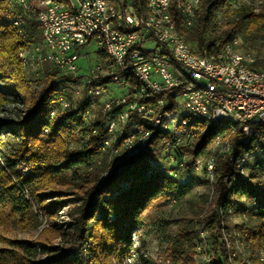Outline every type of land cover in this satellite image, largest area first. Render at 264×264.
I'll use <instances>...</instances> for the list:
<instances>
[{
  "label": "trees",
  "instance_id": "obj_1",
  "mask_svg": "<svg viewBox=\"0 0 264 264\" xmlns=\"http://www.w3.org/2000/svg\"><path fill=\"white\" fill-rule=\"evenodd\" d=\"M138 1L147 0H134ZM199 1L196 20L186 27L173 9L177 0H171L177 31L193 52L216 55L236 36L247 49L258 42L264 45V5L257 12L252 5L255 0ZM15 13L27 23L25 40L7 22ZM36 46L43 47L36 15L10 0H0V106L10 103L22 109L15 120L0 123V211L25 224L39 225L30 213L33 205L48 220L62 208L70 210L65 230L51 224V231H60L59 245H49L46 235L35 242L7 240L0 248V264L122 261L134 248L135 232L146 229L165 204L179 206L190 194V185L177 180L180 170L166 160L165 146L175 138L158 131L144 149L125 161L120 159L121 152L103 149L107 136L100 120V99L78 100L74 94L82 77L37 61ZM20 49H32L34 60L44 68L33 87L18 57ZM63 101L68 103L66 108ZM86 113L88 119H84ZM189 124L198 132L191 145L180 147L176 155L188 152L194 159L208 157L221 129L199 120ZM258 141L259 137L254 138L242 151L253 150ZM21 165L30 172L21 175L17 170ZM214 175L211 182L206 178L211 194L201 220L208 232L211 257L207 264H264V147L241 169L226 156L220 157ZM50 195L55 200L48 202ZM196 219V215L183 219L167 241L170 264H196L195 241L201 242ZM244 251L247 260H241Z\"/></svg>",
  "mask_w": 264,
  "mask_h": 264
},
{
  "label": "built area",
  "instance_id": "obj_2",
  "mask_svg": "<svg viewBox=\"0 0 264 264\" xmlns=\"http://www.w3.org/2000/svg\"><path fill=\"white\" fill-rule=\"evenodd\" d=\"M10 2L36 15L43 43V47L34 48L36 60L45 59L61 73L78 78L80 68L76 51L92 45L99 49L95 67L82 77V85L74 95L78 100L100 99V120L105 121L107 136L104 142L111 151H119L120 145L129 144L128 157L124 161L148 144V135H143L142 143L132 144L133 135L140 134L136 119L144 118L149 123L148 134H151L158 115H165V108H172V115H165L167 127L164 131H169L175 142L167 144L164 152L168 166L175 165L178 170L195 166L196 172L199 163V158H192L188 152H182L179 158L176 155L180 147H189L186 138L191 136L176 125V116H182V111L209 117L211 123L239 120L242 139L257 133L258 142H262L264 78L242 69L248 84L237 85L225 68L222 50L211 56L206 51L189 55L190 46L184 39L151 34L152 24L139 18L134 0H128V10L120 9V0H72V4L62 0ZM169 2L171 0H151L149 4L168 19ZM179 3L187 4L184 26L191 27L199 9L197 0H177V14ZM13 16L22 18L19 29L25 40L27 23L20 14ZM107 46L117 48L116 58H108ZM46 48H54L53 60H46ZM110 66H119V73H110ZM137 79H144V88H137ZM200 82H210L211 91H200ZM87 83H95V90H87ZM110 87L123 92L117 96ZM62 106L68 103L63 101ZM89 117L86 113L84 119ZM119 117L127 118L125 131L117 129ZM111 137H118L119 145H112ZM235 149L240 146L236 144Z\"/></svg>",
  "mask_w": 264,
  "mask_h": 264
},
{
  "label": "rangeland",
  "instance_id": "obj_3",
  "mask_svg": "<svg viewBox=\"0 0 264 264\" xmlns=\"http://www.w3.org/2000/svg\"><path fill=\"white\" fill-rule=\"evenodd\" d=\"M252 5L256 8V11L258 12L260 11L261 6L264 5V0H255L252 3ZM14 17L16 16L12 15L7 19V22L9 23L11 28L12 26L10 24V21ZM236 38H233V40L236 41V45L239 44V48L238 46H236V50L239 53L251 54L257 57L264 56V45L260 44V42L256 43L254 46L248 47L249 49H247L245 46H243L242 41H240L237 36ZM32 52H33L32 49L30 50L20 49L18 50L17 54L18 57L22 60L23 65L25 66L26 77L27 79H29V81L31 82V86L33 87L36 85L39 79L42 78L44 73L43 72L44 68L34 60V56ZM98 52L99 49L94 45L84 47L80 49L78 52L76 51L79 57V61L77 62V65L80 68V72L78 74L79 77L87 76L90 73V71L95 67L99 58ZM0 87H2L1 83H0ZM110 91H113V94L117 96L121 95L123 92L121 89H118L117 87H110ZM21 111L22 109L20 108V106L12 105L10 103H6L4 106H0V123L15 120L16 117L21 114ZM115 141L116 138L112 137L111 144L112 143L114 144ZM218 153H219V149L217 148L216 145H213L211 154L208 156L209 158L208 157H205L206 159L199 158V160L203 162V163L201 162V165L203 167H201L200 165L201 169L199 168L198 170H196V172H188L186 170L177 171L176 173L177 180L181 183H186L190 185L191 190L189 196L186 198V201L182 202L179 206H175L171 202L165 204L162 208V212L160 213V215H158L157 218L151 224H149V226L146 229H144L143 231L135 232L133 234L134 236L132 240H134L133 243L135 249H133L132 252H127L122 261L114 260L113 264H126L125 258L126 256L128 257L130 255L133 256V259L135 257L134 259L135 264H140V263L143 264V261H148L151 264H170V261L167 260L168 259L166 252L168 247L167 241L170 240L172 237H174L176 230L182 224L183 219H187L188 217H191L193 215H196L197 217V219L194 222V226L200 222L197 228V237L199 235V231L201 230H202L201 232L207 231L203 222L201 221L205 214L204 209L209 205V198H210L209 195L211 194V192L208 190L206 186V178L210 182L214 179L215 175L213 171L215 169V166L212 171L214 176L211 178V176L204 170V164L206 165V162L211 160L212 158L215 160V165L219 157H223L227 155L228 157L227 156L226 157L228 158L227 159L228 161L230 158L229 154L222 153L220 154V156H218ZM231 164L234 165L233 163ZM17 170L21 175H25L30 172V169L28 168L27 165H21L18 167ZM188 170L194 171L189 166H188ZM201 172H205L206 178ZM206 195H208V198L205 201ZM54 200H55L54 195H50L48 202ZM69 210L70 208L68 207L62 208L57 212V214L52 219L48 220L42 215L41 211H39L37 206L33 205L30 213L34 218H37L41 222L39 225L25 224L24 222H20L17 219V217L12 218L8 215L7 212L0 211V248L4 247L7 240L10 241L25 240V241L35 242L40 239H44L43 237L45 235L48 236L50 239L49 245H51L52 247L59 245L61 238H59V236L57 235L60 233V231L55 229H53L54 231H51L52 229L51 224L55 223L56 225H58L57 227L59 229L65 230L64 224H66L68 221L67 214ZM197 239L195 241L196 247L194 250L195 251L194 262L196 261V264H201L204 257H206V259L210 261L211 255L209 253L208 241H206L207 248H205L208 257L204 256L206 254L202 255L203 256L202 257L198 250L199 244ZM224 239H226L227 241L226 243L229 246V242L227 238L224 237ZM201 245L205 246L204 243H201ZM261 254H262L261 257H264V251H262ZM45 258L46 257H42V259ZM241 258H242L241 260H247L248 254L245 253L244 251V256Z\"/></svg>",
  "mask_w": 264,
  "mask_h": 264
},
{
  "label": "bare ground",
  "instance_id": "obj_4",
  "mask_svg": "<svg viewBox=\"0 0 264 264\" xmlns=\"http://www.w3.org/2000/svg\"><path fill=\"white\" fill-rule=\"evenodd\" d=\"M149 1L151 0H147L146 3L144 4L138 1L136 3V11L139 14V18L142 21L151 22L152 24L150 25L151 34H157L162 37L174 36L177 39H184L177 31L176 21L172 12L173 10H172L171 2H169V15L167 19L165 17V14L157 10L154 5L149 4ZM62 2L65 4H72V0H62ZM197 4L199 6L200 4L199 0H197ZM120 9L128 10V0H120ZM173 9L177 13L176 4ZM186 15H187V4L179 3L178 17L181 18L183 25L186 19ZM196 17H197V13L195 14V20ZM194 22L195 21H193V23ZM10 23L13 29L16 31L19 38L22 39V32L19 29L22 27V18L14 17L10 21ZM26 29L27 27H25V37H26ZM107 54H108V58H116L117 48L115 46H107ZM189 55H197V53H195V51L193 52L192 48H189ZM53 59H54V48H46V60H53ZM222 59L225 60V68L228 69V73L231 75L233 81L237 85L248 84V77L244 76L242 69H245L249 72H253L255 74H259V76L264 78V56L257 57L251 54L239 53L236 50V41L233 39H231V41L227 45H225V47L222 49ZM38 60H40L41 62H45V59H38ZM239 65H242V67H240ZM110 73H119V66H110ZM137 88H144V79H137ZM87 90H95V83H87ZM200 91H211V83L200 82ZM62 107L66 108L67 106H62ZM165 115H172V108H165ZM165 115H158V121H155V130L151 134H148L149 123L146 122L144 118H137L136 127L140 131V134L133 135L132 144L142 143L143 135H148V141H149L152 135L158 131L169 133V131H164V129L167 127V119H165ZM190 120L203 121L207 125H214L217 126L219 129H221L222 133L218 135V137L215 139L214 142V145H216L217 148L219 149L218 156H220V154L222 153L229 154L230 156L229 161L233 163L237 169H241L250 159H252L259 153L261 147H264V134H262V142H258L257 146L253 150H250L249 152L242 151V147L250 143L254 138L259 137V134L250 133L246 138L242 139V123L239 120H218L214 123H211L209 117L196 116V112L194 111H182V116H176V125L180 126L182 128V131H184L187 135H191L189 138H186V145L190 146V143H192L198 132L197 128L190 126L189 124ZM101 122L103 127L105 128V121L101 120ZM125 126H127V118L119 117V120H117L118 131H125ZM115 138L116 141L114 142V144L119 145V138L118 137ZM236 144L237 146H240V149L234 150ZM106 148H108V143L104 142L103 149ZM128 151H129V144L120 145L119 152H121L120 154L121 160H124L125 158L128 157ZM201 162L202 161L199 160V163L196 164V170L200 168ZM214 166H215V160L213 158L207 161L206 165L204 164V170L211 176V178L214 176L213 175ZM189 167L195 171V166H189ZM201 167L203 166L201 165ZM227 180L228 178L225 179V181ZM206 235H207L206 231L201 232L200 236L198 235L201 241L198 242L199 244L198 250L201 256L206 254L205 251V248H207ZM201 243H204L205 246H202ZM204 256H207V254ZM134 259L132 255L128 256L125 259L126 264H135ZM208 262L209 260L206 259V257H204L201 264H207Z\"/></svg>",
  "mask_w": 264,
  "mask_h": 264
}]
</instances>
